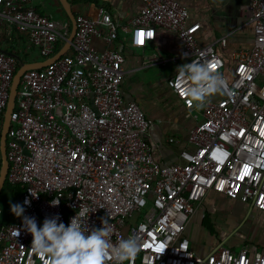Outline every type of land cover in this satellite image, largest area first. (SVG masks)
<instances>
[{
    "label": "built area",
    "instance_id": "built-area-1",
    "mask_svg": "<svg viewBox=\"0 0 264 264\" xmlns=\"http://www.w3.org/2000/svg\"><path fill=\"white\" fill-rule=\"evenodd\" d=\"M35 1L0 0V28L16 29L29 50L45 60L60 50L61 39L66 42L72 22L67 14L42 12ZM143 2L130 20L140 43L153 40L158 28L176 31L183 42L182 65L211 63L231 89V95L210 98L203 108L189 135L195 149L181 151L184 162L157 161L148 139L154 122L124 95L129 70L115 46L117 24L100 7L95 16L77 13V32L66 53L23 72L7 133L6 182L24 186L20 204L30 201L24 214L35 217L38 226L57 214L68 225L80 207L89 209L90 229L109 217L113 243L132 235L141 242L132 264H264V252L251 256L247 245L233 250L219 243L201 255L185 232L211 189L264 210V0H251L255 44L234 52L232 77L216 47L227 43L226 35L202 45L196 35L201 22H190L189 9L179 0ZM95 36L107 41L105 50L93 45ZM16 53L0 47V175L5 113L20 67ZM168 84L192 106L190 81L176 72ZM32 240L23 217L5 220L0 204V264H51L31 250Z\"/></svg>",
    "mask_w": 264,
    "mask_h": 264
},
{
    "label": "crops",
    "instance_id": "crops-1",
    "mask_svg": "<svg viewBox=\"0 0 264 264\" xmlns=\"http://www.w3.org/2000/svg\"><path fill=\"white\" fill-rule=\"evenodd\" d=\"M179 1L189 9L190 22H201L196 34L200 44L227 36V43L216 42V47L226 61V73L232 77L236 65L234 52L255 44V25L250 20L251 0ZM35 4L42 12L53 16L56 15L50 13L51 6L58 4V13L69 17L60 0H49V6L47 0H36ZM143 4V0H79L73 3V9L76 14L83 12L95 16L100 7H105L112 13L118 31L115 46L124 53L125 67L129 70L123 78L124 95L127 100L138 102L154 122L148 139L157 161L163 164L184 162L180 153L186 148L195 149L189 135L203 118V109L187 106L168 84L169 78L182 65L180 35L171 29L158 28L153 40L139 42V31L130 20L141 11ZM93 45L99 50L108 47L107 41L99 36L93 38ZM28 51L26 57L29 58L25 60H42L38 54L36 56L37 50ZM260 79L264 80V77L260 76ZM219 96L216 94L211 98ZM171 137L176 140L171 141ZM15 217L12 211H3L5 220ZM185 232L193 250L201 255L224 243L233 250L247 245L249 254L254 256L257 251L264 252V210L211 189L187 223Z\"/></svg>",
    "mask_w": 264,
    "mask_h": 264
},
{
    "label": "clouds",
    "instance_id": "clouds-1",
    "mask_svg": "<svg viewBox=\"0 0 264 264\" xmlns=\"http://www.w3.org/2000/svg\"><path fill=\"white\" fill-rule=\"evenodd\" d=\"M177 77L191 82L187 95L196 110L203 109L216 94L231 95L227 80L211 63H185L177 68ZM58 204L52 202L53 206ZM24 205L30 206L27 198L23 204H12L11 211L23 217V228L33 237L31 250L51 264H132L141 251V242L135 235L113 243L109 217L102 218V227L90 229L86 207H80L68 225L57 214L46 217L38 226L35 217L24 214ZM16 235H20L19 230Z\"/></svg>",
    "mask_w": 264,
    "mask_h": 264
},
{
    "label": "water",
    "instance_id": "water-1",
    "mask_svg": "<svg viewBox=\"0 0 264 264\" xmlns=\"http://www.w3.org/2000/svg\"><path fill=\"white\" fill-rule=\"evenodd\" d=\"M60 1L63 4L64 8L66 9V12L68 13L72 22L71 32L64 45L60 48V50L54 56L48 59L36 60V61H27L23 59L19 53H16V56L20 60V67L15 74L13 84L11 87L9 102L5 113V122L2 130L3 167L0 175V192L2 188L6 185V181H7V173L9 169V159L7 156V133L11 122V113L16 103L17 90L20 84L21 76L26 69L47 65L53 62L55 59L59 58L62 54L66 53L71 47L72 40L77 32V14L73 9V3L70 0H60Z\"/></svg>",
    "mask_w": 264,
    "mask_h": 264
},
{
    "label": "rangeland",
    "instance_id": "rangeland-1",
    "mask_svg": "<svg viewBox=\"0 0 264 264\" xmlns=\"http://www.w3.org/2000/svg\"><path fill=\"white\" fill-rule=\"evenodd\" d=\"M48 1V6H49V0ZM55 1V0H54ZM58 2V0H56ZM50 4H53L50 2ZM59 4V3H58ZM57 6H51V12L52 14H55L56 16H62L61 13H58ZM63 7V6H62ZM49 10V9H48ZM49 14V13H48ZM59 19V18H58ZM8 28H0V41L2 45H7L9 42L10 43H16L17 45L20 46L21 50H24V53L26 56H29V48L26 43H24L23 40L19 39L18 33H9ZM70 33V32H69ZM34 53V51H33ZM31 54V53H30ZM38 53H36L37 56ZM39 58H42L40 54H38ZM35 57V56H34ZM20 203V196L18 194H14L11 192V190L8 188L7 184L2 188L0 192V204L3 208L4 212H11V205L12 204H19Z\"/></svg>",
    "mask_w": 264,
    "mask_h": 264
},
{
    "label": "trees",
    "instance_id": "trees-1",
    "mask_svg": "<svg viewBox=\"0 0 264 264\" xmlns=\"http://www.w3.org/2000/svg\"><path fill=\"white\" fill-rule=\"evenodd\" d=\"M70 28L68 29V32H70ZM11 33H18V37L19 39L22 40L23 36L20 32H18L16 29H14ZM64 44V39H61L58 43V48H61ZM0 47L5 48L6 50H17L19 53L22 54L24 59H27L24 51L21 50L20 46L17 45L16 43H8L6 46L1 44L0 41ZM8 188L11 190V192H13L14 194H18L19 192H21L24 189V186H19V187H14L12 185H10L8 182H6Z\"/></svg>",
    "mask_w": 264,
    "mask_h": 264
},
{
    "label": "snow or ice",
    "instance_id": "snow-or-ice-1",
    "mask_svg": "<svg viewBox=\"0 0 264 264\" xmlns=\"http://www.w3.org/2000/svg\"><path fill=\"white\" fill-rule=\"evenodd\" d=\"M141 36L143 37V34H141ZM141 42H143V40Z\"/></svg>",
    "mask_w": 264,
    "mask_h": 264
}]
</instances>
